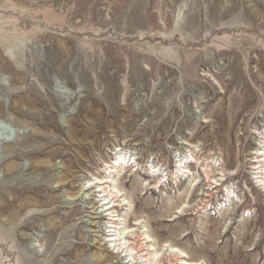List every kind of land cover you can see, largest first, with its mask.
Listing matches in <instances>:
<instances>
[{
    "label": "rangeland",
    "instance_id": "1",
    "mask_svg": "<svg viewBox=\"0 0 264 264\" xmlns=\"http://www.w3.org/2000/svg\"><path fill=\"white\" fill-rule=\"evenodd\" d=\"M263 141L264 0H0V264H264Z\"/></svg>",
    "mask_w": 264,
    "mask_h": 264
},
{
    "label": "bare ground",
    "instance_id": "2",
    "mask_svg": "<svg viewBox=\"0 0 264 264\" xmlns=\"http://www.w3.org/2000/svg\"><path fill=\"white\" fill-rule=\"evenodd\" d=\"M260 146L261 147L259 149H257L256 152L253 154L254 155L253 159H254V164H257L259 166L256 169V170L260 171V173L258 174L259 175V178H258L259 182L258 183L260 184V187L264 190V141L261 143ZM118 160H122V156H119ZM118 165H119V168H123V164L121 165L120 162L118 163ZM110 169L111 170L109 172V175L112 174L113 170H116L115 168L114 169L110 168ZM159 181H161V180H159ZM107 182L108 181H106V182L100 181V184L104 185V184H107ZM83 189L84 188L82 187V190ZM104 192L107 194L105 189H104ZM228 194H227V196L230 197ZM107 197H111L110 203H112V205H113L112 208L108 210L110 212V214H109L110 225L113 226L114 230H117V228L120 227V225H122L121 224L122 221L120 220L119 216L114 215L115 214L114 209L120 207L121 206L120 204H122V203L115 201L116 197H112L111 194L108 195ZM227 200H228V198H227ZM96 215H98V213H96ZM134 226H136V225H134ZM135 231H137V232H135ZM113 235L115 237H117V235H119V237L117 238V241H116L119 244V246H118V244H117V246L119 247V249L123 250L122 252H125V255L127 254L126 258L130 259L127 263H125L123 261L124 258L120 257V255H119L120 251L119 252L116 251L117 252L116 253L112 249L113 248L112 246H114V244H112V243H115V240H110V238H109V240L106 242V249L109 253L116 255L117 259H120V261H119L120 264H162L165 261H169L170 263L175 262L177 264L178 263L187 264V263H184L181 261V259H180L181 256H179L180 254L178 252H175V251H171V253L168 256H166V255L165 256H159L156 253V251H152V249H150L148 247V245L146 246V244H147L146 243V237L143 239L145 246L141 247L142 249L140 251H138L139 249L137 250L134 247L135 245L133 246V242H131V241H133L136 236L139 239L145 236V234L141 233L140 229H139V231L135 230V229L125 230L124 228L121 227L117 231H114ZM120 254H122V253H120ZM123 255H124V253H123ZM103 257H105V256H103ZM189 264H193V263H189Z\"/></svg>",
    "mask_w": 264,
    "mask_h": 264
}]
</instances>
